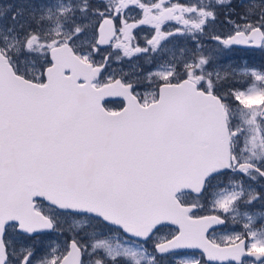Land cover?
<instances>
[{
	"label": "snow or ice",
	"instance_id": "snow-or-ice-1",
	"mask_svg": "<svg viewBox=\"0 0 264 264\" xmlns=\"http://www.w3.org/2000/svg\"><path fill=\"white\" fill-rule=\"evenodd\" d=\"M236 49L264 54V0L0 3V264H264Z\"/></svg>",
	"mask_w": 264,
	"mask_h": 264
},
{
	"label": "flooded vegetation",
	"instance_id": "flooded-vegetation-1",
	"mask_svg": "<svg viewBox=\"0 0 264 264\" xmlns=\"http://www.w3.org/2000/svg\"><path fill=\"white\" fill-rule=\"evenodd\" d=\"M24 0H7V3H13V4H19V3H23ZM0 3H4V0H0ZM221 19H223L221 17ZM175 23V22H173ZM147 34V29H145V32L140 33L141 37H143L144 35ZM221 62L224 64H228V63H235L238 59L239 60H252L255 63H259L261 62V60H264V54H261L260 52L256 51V52H252V51H245L242 49H236L232 52H227L224 53L221 57ZM114 100V99H113ZM115 104H112L110 107H115ZM201 214H207L206 212L201 213ZM238 230V229H236ZM221 230H217V234L220 233ZM183 252H194V251H183ZM197 253L198 252H194Z\"/></svg>",
	"mask_w": 264,
	"mask_h": 264
},
{
	"label": "rangeland",
	"instance_id": "rangeland-1",
	"mask_svg": "<svg viewBox=\"0 0 264 264\" xmlns=\"http://www.w3.org/2000/svg\"><path fill=\"white\" fill-rule=\"evenodd\" d=\"M3 4H8L7 3V0H4V3ZM167 231H169V229H163L162 230V232L160 233V234H163L164 232H167ZM184 254H188V255H191V254H193L194 252H183ZM195 254H197V253H195ZM198 255V254H197Z\"/></svg>",
	"mask_w": 264,
	"mask_h": 264
},
{
	"label": "water",
	"instance_id": "water-1",
	"mask_svg": "<svg viewBox=\"0 0 264 264\" xmlns=\"http://www.w3.org/2000/svg\"><path fill=\"white\" fill-rule=\"evenodd\" d=\"M109 99H115V98H109ZM182 251H194V252H198V250H182Z\"/></svg>",
	"mask_w": 264,
	"mask_h": 264
},
{
	"label": "trees",
	"instance_id": "trees-1",
	"mask_svg": "<svg viewBox=\"0 0 264 264\" xmlns=\"http://www.w3.org/2000/svg\"><path fill=\"white\" fill-rule=\"evenodd\" d=\"M112 104H109V107L111 106Z\"/></svg>",
	"mask_w": 264,
	"mask_h": 264
}]
</instances>
